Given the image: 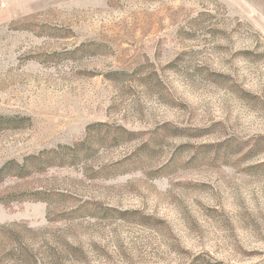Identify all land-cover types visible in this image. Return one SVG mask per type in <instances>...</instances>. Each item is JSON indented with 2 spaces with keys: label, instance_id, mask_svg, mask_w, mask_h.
Here are the masks:
<instances>
[{
  "label": "rangeland",
  "instance_id": "obj_1",
  "mask_svg": "<svg viewBox=\"0 0 264 264\" xmlns=\"http://www.w3.org/2000/svg\"><path fill=\"white\" fill-rule=\"evenodd\" d=\"M0 116V264H264V0H0Z\"/></svg>",
  "mask_w": 264,
  "mask_h": 264
},
{
  "label": "trees",
  "instance_id": "obj_2",
  "mask_svg": "<svg viewBox=\"0 0 264 264\" xmlns=\"http://www.w3.org/2000/svg\"><path fill=\"white\" fill-rule=\"evenodd\" d=\"M14 118L15 117L0 116V121H2V120H14ZM11 165H14L16 167V171H18L16 173H18L19 175H23L28 171L27 167L29 165H27L26 162L20 163V162L15 161V160H10L7 163H5L3 166L0 167V178L11 171L10 167H9ZM31 165H33V164H31Z\"/></svg>",
  "mask_w": 264,
  "mask_h": 264
}]
</instances>
